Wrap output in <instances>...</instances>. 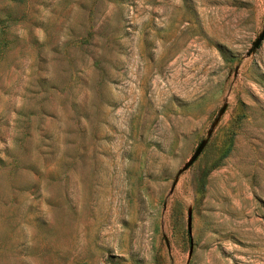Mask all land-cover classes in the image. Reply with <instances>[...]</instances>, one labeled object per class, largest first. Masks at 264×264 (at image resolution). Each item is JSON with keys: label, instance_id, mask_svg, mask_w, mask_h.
<instances>
[{"label": "rangeland", "instance_id": "374dc122", "mask_svg": "<svg viewBox=\"0 0 264 264\" xmlns=\"http://www.w3.org/2000/svg\"><path fill=\"white\" fill-rule=\"evenodd\" d=\"M263 30L264 0H0V264H264Z\"/></svg>", "mask_w": 264, "mask_h": 264}, {"label": "water", "instance_id": "95a60500", "mask_svg": "<svg viewBox=\"0 0 264 264\" xmlns=\"http://www.w3.org/2000/svg\"><path fill=\"white\" fill-rule=\"evenodd\" d=\"M263 35H264V30L258 35L257 39L253 42V46L254 47H256L258 45V42L262 38ZM203 145H204V141L201 140L198 143V145L195 147V149L193 150V152L190 155L189 159L182 166V169L187 168L196 159V157L198 156V154L201 152Z\"/></svg>", "mask_w": 264, "mask_h": 264}]
</instances>
